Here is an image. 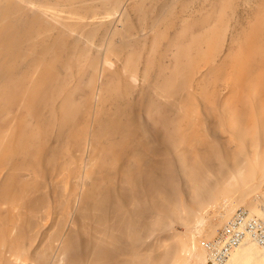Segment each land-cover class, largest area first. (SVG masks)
Here are the masks:
<instances>
[{
	"label": "bare ground",
	"instance_id": "1",
	"mask_svg": "<svg viewBox=\"0 0 264 264\" xmlns=\"http://www.w3.org/2000/svg\"><path fill=\"white\" fill-rule=\"evenodd\" d=\"M152 1L0 0V264H205L264 222V0Z\"/></svg>",
	"mask_w": 264,
	"mask_h": 264
},
{
	"label": "built area",
	"instance_id": "2",
	"mask_svg": "<svg viewBox=\"0 0 264 264\" xmlns=\"http://www.w3.org/2000/svg\"><path fill=\"white\" fill-rule=\"evenodd\" d=\"M248 239L264 248V222L251 218L247 210L239 209L217 237L205 244L206 264H226L232 250Z\"/></svg>",
	"mask_w": 264,
	"mask_h": 264
},
{
	"label": "rangeland",
	"instance_id": "3",
	"mask_svg": "<svg viewBox=\"0 0 264 264\" xmlns=\"http://www.w3.org/2000/svg\"><path fill=\"white\" fill-rule=\"evenodd\" d=\"M147 1H148V2H147ZM150 1H151V0H146L147 3H149ZM162 1H163V0H161V1H160V0H154V1H152V2H155V3H153V4H158V5H160V3H161ZM210 1H211V0H209V1H208V0H195L194 3H192L194 6H192V4L189 6L190 11H191V9L193 10V8H194V10H195V9H198V6H199V8H200V7H202V5H203V6H204V5H207V3H209ZM233 1H236V0H233ZM237 1H239V0H237ZM204 2H205V4H203ZM201 3H202V4H201ZM135 12H136V11H134V13H135ZM131 13H132V15H131ZM131 13H128L129 15L127 14V16H131V18L134 17L133 20H134V22L137 23V19H138V18H136V17H138L137 13H138L139 15H140V13H139L138 11H137L136 15H134L133 12H131ZM138 22H139V21H138ZM255 197H256V196H255ZM220 201H221L220 205L222 204L221 206H222L223 208H224V206H226L227 204H229V203H228V202H229V199H227V198H226V199H225V198H223V199L221 198ZM214 206H215V205H214ZM214 206H212L213 209L210 208V211H211V209H212V210H216V209L218 208V206H215V207H214ZM214 208H215V209H214ZM239 209H246V208H244V207H243V208H242V207L237 208L236 211H234L235 214L237 213V211H238ZM214 212H215V211H214ZM216 213H217V212H216ZM212 214H213V213H212ZM214 214H215V213H214ZM235 214H233V216H234ZM208 215H209V214L205 215V219H204L205 222L208 221L209 218L212 217V216H210V215H209V216H210V217H209ZM215 216H217V215H214V216L211 218L212 220H214V222H216V221H215L216 218L218 219V217H215ZM213 218H214V219H213ZM211 219H210V220H211ZM260 221H261V220H260ZM211 222H213V221H211ZM201 225H202V223H201V224H198L197 226H196V225L193 226V227H192V230H193V228H194V230H195V229H198V230H195V232L197 233V231H199L200 229H202V226H203V225H202V226H201ZM200 226H201V228H200ZM221 229H223V228H221ZM176 230H177V231L180 230L179 232H181V231L183 232V231H184V229L181 228V227L178 226V225H176ZM218 231H219V230H218ZM213 239H214V238H213ZM207 241H208V240H207ZM207 241H206V242H207ZM206 242H205V243H206ZM260 249H261V248H260ZM206 254H207V253H206ZM206 256H207V255H206ZM207 260H208V259H207ZM206 262H207V261H206ZM206 262H205V264H206Z\"/></svg>",
	"mask_w": 264,
	"mask_h": 264
}]
</instances>
